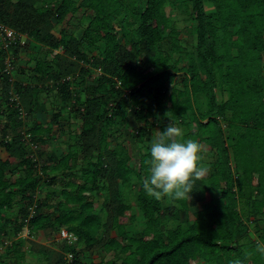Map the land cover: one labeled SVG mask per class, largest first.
<instances>
[{
    "label": "trees",
    "instance_id": "16d2710c",
    "mask_svg": "<svg viewBox=\"0 0 264 264\" xmlns=\"http://www.w3.org/2000/svg\"><path fill=\"white\" fill-rule=\"evenodd\" d=\"M175 2L0 0V24L48 52L28 59V83L13 80L6 66H15L12 49L21 44L0 35V112L7 114L0 129V264H264V0L181 1L194 22L193 50L164 12ZM88 67L102 73L82 99L76 88ZM180 73L179 85L169 87ZM49 87L59 109L46 126L25 128L45 110L40 96ZM67 107L80 128L67 131L62 156L49 150L42 162L38 149ZM126 124L127 146L119 134ZM169 125L182 130L178 139L200 145L208 135L203 145L212 160L198 163L203 171L188 200L157 201L142 187L152 128L160 136ZM138 142L144 147L132 166ZM52 185L59 189L46 192ZM248 222L263 246L249 237ZM23 228L28 237L19 236ZM91 249L104 253L99 262H87Z\"/></svg>",
    "mask_w": 264,
    "mask_h": 264
},
{
    "label": "rangeland",
    "instance_id": "374dc122",
    "mask_svg": "<svg viewBox=\"0 0 264 264\" xmlns=\"http://www.w3.org/2000/svg\"><path fill=\"white\" fill-rule=\"evenodd\" d=\"M128 1V0H127ZM183 0H176V2L174 4L172 3H167V5L164 8V12L165 14L169 17L171 23H173V25L179 27L182 29V32L179 35V39L181 40V42L187 46V48L189 50H193V47L195 45V36H194V29L192 28L194 22L192 19H190L187 15L189 14L188 12L185 13V9H182V5H180V2ZM205 8L207 12H212L214 11V6L212 5V3H205ZM187 11V10H186ZM189 11V10H188ZM86 23V22H85ZM84 23V24H85ZM116 25H119L118 23H116ZM60 27L59 25L56 26L54 32L57 34L59 31ZM83 33V28L76 30L75 35L80 38L81 35ZM24 41H26L27 43L22 45H19L18 47H16L15 50L17 51V57L15 60V66L11 67L12 68V79L13 80H18V81H22L23 83H28L30 80V76H31V71L34 67V63L33 62H29L28 59L31 57H38V58H43L46 57V54L48 52L45 51V49L38 45L37 43L33 42L32 40L27 38H24ZM169 47V45L167 43H165V45L163 46V49H167ZM9 48H6L5 51H7L8 53H10L11 51H9ZM81 49L84 51V46L81 47ZM55 53V52H54ZM91 52H89L90 54ZM142 55V54H141ZM140 55V57H141ZM88 73L86 76V80L83 82V84L76 88V90L79 91L80 96L82 99L87 98L89 96H92L93 94V88L95 87L96 83H97V79L99 77V74L92 68V67H88L87 68ZM263 79H264V69H263ZM183 79V74H177L175 80L169 84V87L174 86V84L179 85V83L181 82V80ZM47 100V103L44 102L46 104V106H48V108L46 107L45 110L42 111H38L36 112L35 115H32L30 117V119L28 120L25 128H30L34 125L33 122H36L38 124H42V122H44V125L46 126V122L51 119V114L53 112V110L59 109L60 107V102L58 99V95L55 92V89H51L49 87V89L47 91L42 92L41 94V100ZM3 110V109H2ZM63 112L62 117L59 119V123L53 125L54 127L51 128L50 133L47 136V140H48V144L47 145H41L38 149V151H40V153H42V155L40 156L39 159H42V162L46 161L47 159V154L49 152V150H54L55 153L58 156H62L65 153V150L67 149V145H66V141H67V131L70 129V131H78L80 128V120L79 117L77 115H75V111L70 112V107L67 108H63L61 109ZM0 129L3 126V124H5L7 117H6V112L5 109L3 110V112H0ZM69 125V127H68ZM131 126H128V124H126L123 127V131L120 132L119 134H121V140L122 143L127 146L130 145V136L127 135V133L131 132ZM1 132H0V138H1ZM159 138V130L156 128H152V141L157 140ZM206 139L203 140V144H205L204 142L207 140L208 135H206L205 137ZM207 142V141H206ZM201 145V150L202 151V156L201 159H203L202 163H200V168H204L205 166H207V162H209L210 160H212V153L208 152L205 148V145ZM144 147V143L143 142H138L135 145V151H134V156L132 158V160L130 161V164L132 166L135 165V163L138 160L139 154L142 152ZM6 156V152L0 147V157L3 158ZM39 156V155H38ZM36 158V157H35ZM204 162L206 163V165H204ZM65 175H61L60 178H58L57 180H60L62 177H64ZM58 188L57 185L55 187V185L52 186H46L45 191H52L53 189ZM124 193H126V196H129L130 194H133L134 196L136 195L134 190H131L129 185L125 186L124 188ZM218 193V192H217ZM129 194V195H128ZM100 195H96L93 197V201L96 204H100L101 200ZM218 196V194H217ZM133 197L130 195V198ZM213 197H216L215 194H213ZM132 199V198H131ZM57 199H55L56 201ZM208 205H206L205 207H208ZM175 208L177 209H181L182 207L180 206V203L175 204ZM196 208L192 207L191 210V214L193 212V210H195ZM249 211V209H247ZM132 211L136 212L138 211V209H136V206H133ZM129 213V212H128ZM137 220L139 221V224L141 223L142 220V215L139 213V211L137 212ZM193 220L194 217L193 215H190V220ZM249 225L251 226L250 228V232H249V237L251 239H255V241H258L260 246H263V243L260 241V239L258 238L260 235V232L254 231V227H252L253 223L248 222ZM263 222L260 223V227H263ZM19 236L22 237H28V230L27 228H23V230L19 233ZM111 236L112 237H117L115 232L112 231L111 232ZM38 240L42 241L43 243L47 244H51L50 240L45 238L41 233L39 235V238H37ZM1 251V249H0ZM3 251H1L2 253ZM104 253L101 252L100 250L97 249H91L86 253V260L87 262H99L100 259L102 258L101 256ZM113 258V253H109L106 254L104 257V261L112 259ZM120 261V260H119ZM191 264H195V262H191Z\"/></svg>",
    "mask_w": 264,
    "mask_h": 264
},
{
    "label": "clouds",
    "instance_id": "9594fccd",
    "mask_svg": "<svg viewBox=\"0 0 264 264\" xmlns=\"http://www.w3.org/2000/svg\"><path fill=\"white\" fill-rule=\"evenodd\" d=\"M5 27L13 30L10 27ZM13 31L17 34V40L22 46L27 43L24 38L30 39L27 34ZM6 70L12 73L9 63H7ZM94 70L98 74L102 73L100 68ZM119 84L120 82H118ZM1 112L3 111L1 110ZM24 114L27 113L23 112ZM22 132L25 133V131ZM182 135L181 129L169 125L149 147V169L142 181V187L147 196L157 201L165 197L173 201L188 200L190 193L193 192L195 180L200 178L203 171L198 167L201 159V145L191 139H178ZM233 264H242V260H234Z\"/></svg>",
    "mask_w": 264,
    "mask_h": 264
},
{
    "label": "built area",
    "instance_id": "2783aa9c",
    "mask_svg": "<svg viewBox=\"0 0 264 264\" xmlns=\"http://www.w3.org/2000/svg\"><path fill=\"white\" fill-rule=\"evenodd\" d=\"M0 35L2 36L4 42L7 44H10L13 41L15 42L18 39L17 34L13 30L6 28L1 24H0ZM63 236H66L65 232H63Z\"/></svg>",
    "mask_w": 264,
    "mask_h": 264
},
{
    "label": "crops",
    "instance_id": "0c3cea01",
    "mask_svg": "<svg viewBox=\"0 0 264 264\" xmlns=\"http://www.w3.org/2000/svg\"><path fill=\"white\" fill-rule=\"evenodd\" d=\"M40 101L43 102V103H44V102L47 103V100H46V99H45V100H41V96H40ZM44 104H45V103H44ZM46 107L48 108V106H46V104H45V109H46ZM42 123H44V122H42Z\"/></svg>",
    "mask_w": 264,
    "mask_h": 264
}]
</instances>
